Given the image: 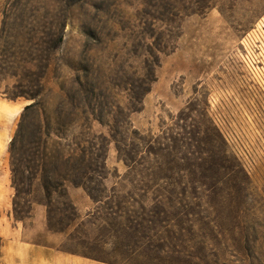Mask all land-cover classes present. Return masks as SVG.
Masks as SVG:
<instances>
[{
	"label": "rangeland",
	"instance_id": "374dc122",
	"mask_svg": "<svg viewBox=\"0 0 264 264\" xmlns=\"http://www.w3.org/2000/svg\"><path fill=\"white\" fill-rule=\"evenodd\" d=\"M68 15L46 86L70 89L80 76L95 101L103 123L92 132L106 137V151L104 177L91 185L106 203L68 183L80 218L57 232L47 206L16 198L9 149L31 100L8 98L16 79L4 76L0 165L14 217L30 228L34 208L44 206L48 230L61 234L55 246L106 264H264V0H79ZM144 89L141 109L129 112ZM125 114L158 153L137 170L119 158L106 125ZM32 188L43 197L39 180ZM118 201L131 211L128 232L116 237L100 216ZM52 215L51 224L67 227Z\"/></svg>",
	"mask_w": 264,
	"mask_h": 264
},
{
	"label": "trees",
	"instance_id": "16d2710c",
	"mask_svg": "<svg viewBox=\"0 0 264 264\" xmlns=\"http://www.w3.org/2000/svg\"><path fill=\"white\" fill-rule=\"evenodd\" d=\"M78 2L7 0L0 30V77L16 79L7 96L31 100L20 113L9 149L16 198L26 195L32 204L47 206L50 229L57 232H67L80 218L68 194V183L83 187L94 201L106 203L93 194L91 185L104 177L101 168L106 151V137L92 132L94 121L103 123L95 101L85 95L80 76L71 79L70 89L59 86L57 92H50L46 86L45 74L50 69L52 54L64 43L69 10ZM146 90L132 96L129 112L141 109ZM106 125L119 158L129 169L144 167L148 153L158 155L148 152L151 143L136 135L138 132L132 129L128 114ZM130 134L137 143L130 142ZM37 180L43 188L41 198L33 195L32 187ZM55 201L65 205L64 211L53 213L51 206ZM124 203L116 202L100 216L103 225L111 228L116 237L125 235L130 228L123 219H127L131 210ZM52 214L60 223L67 221V227L51 224Z\"/></svg>",
	"mask_w": 264,
	"mask_h": 264
},
{
	"label": "crops",
	"instance_id": "0c3cea01",
	"mask_svg": "<svg viewBox=\"0 0 264 264\" xmlns=\"http://www.w3.org/2000/svg\"><path fill=\"white\" fill-rule=\"evenodd\" d=\"M12 188L6 165H0L1 264H106L55 246L53 242L61 234L48 230L46 209L42 205L34 208L33 224L25 228L13 214ZM40 233L47 238L45 242L34 239Z\"/></svg>",
	"mask_w": 264,
	"mask_h": 264
}]
</instances>
